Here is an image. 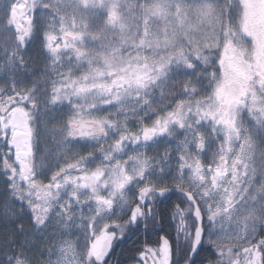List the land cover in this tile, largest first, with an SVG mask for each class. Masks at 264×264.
<instances>
[{
    "label": "snow or ice",
    "instance_id": "1",
    "mask_svg": "<svg viewBox=\"0 0 264 264\" xmlns=\"http://www.w3.org/2000/svg\"><path fill=\"white\" fill-rule=\"evenodd\" d=\"M0 225V264H264V0H10Z\"/></svg>",
    "mask_w": 264,
    "mask_h": 264
},
{
    "label": "flooded vegetation",
    "instance_id": "2",
    "mask_svg": "<svg viewBox=\"0 0 264 264\" xmlns=\"http://www.w3.org/2000/svg\"><path fill=\"white\" fill-rule=\"evenodd\" d=\"M138 236L139 235L130 236V237H127L123 241H117L116 242V245H115V248H114V252H113V257H114V260L117 261V264H121L122 256H123V253H124L125 249H126V251H130L128 249H130L132 246H135L134 250L136 248H138L137 245H136L138 241L137 242L135 241ZM134 250H132L130 252H127V253H133ZM124 259H126L125 261L128 264V256L126 258H124Z\"/></svg>",
    "mask_w": 264,
    "mask_h": 264
},
{
    "label": "trees",
    "instance_id": "3",
    "mask_svg": "<svg viewBox=\"0 0 264 264\" xmlns=\"http://www.w3.org/2000/svg\"><path fill=\"white\" fill-rule=\"evenodd\" d=\"M9 3H10V0H3V2H0V21L3 20L4 15H5L6 11H7V6H8ZM49 127H51V125ZM26 226H29V225H26ZM5 234L6 233H5L4 226L0 225V238H2ZM135 241L136 242L138 241L137 244H136L137 247H140L142 244H144V239L140 235L136 238ZM134 248H135V246H132L130 249H128V248L127 249L132 251V250H134ZM130 251H126V249L124 250V253H123V256H122V260H121V264H127V262L125 261L126 259H124V258H126L130 254V253H127V252H130ZM215 258H216L215 256L212 257V259H215ZM204 264H207V259H204Z\"/></svg>",
    "mask_w": 264,
    "mask_h": 264
}]
</instances>
